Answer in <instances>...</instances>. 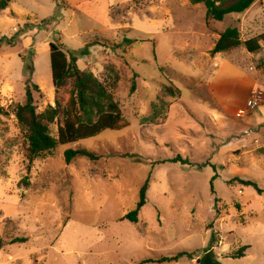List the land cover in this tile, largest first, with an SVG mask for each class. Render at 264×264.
Masks as SVG:
<instances>
[{"label":"rangeland","instance_id":"374dc122","mask_svg":"<svg viewBox=\"0 0 264 264\" xmlns=\"http://www.w3.org/2000/svg\"><path fill=\"white\" fill-rule=\"evenodd\" d=\"M229 28L241 42L260 35L264 0L221 22L191 0H11L0 13V264H159L179 253L193 260L160 264H198L207 252L220 264H264V93L242 90L264 73V47L211 56ZM50 43L108 88L129 126L29 163L15 107L26 87L38 114L63 107L69 89L52 86ZM67 149L99 159L66 164ZM177 156L189 164L171 163ZM243 246V258L228 257Z\"/></svg>","mask_w":264,"mask_h":264},{"label":"trees","instance_id":"16d2710c","mask_svg":"<svg viewBox=\"0 0 264 264\" xmlns=\"http://www.w3.org/2000/svg\"><path fill=\"white\" fill-rule=\"evenodd\" d=\"M258 0H191L192 4H203L205 7V18L207 20L221 22L228 14H242ZM11 0H0V13L7 9ZM9 43V42H8ZM243 47L249 54H255L264 47V31L251 39L241 42L239 32L236 28L226 29L219 34V38L210 51V55L225 54ZM84 52H82V55ZM49 61L51 82L55 89H69L64 92V105L55 103L44 112L36 113L34 99L29 87L25 89V104L17 105L14 115L18 125L24 131L27 140V157L29 163L41 154L50 153L59 146H67L83 140L92 139L105 131L118 132L129 126L128 121L122 115L120 107L114 101L108 88L102 84L90 72L80 71L74 56L66 57L65 53L55 44H49ZM112 72V70H110ZM136 76H134L135 78ZM116 80V78H115ZM32 89L37 90L33 85ZM135 91L134 79L131 82L130 92ZM166 93L172 95V90L165 89ZM6 112L0 106V116ZM57 123L56 136L50 133V126ZM64 161L69 164L76 158H86L89 161H98L99 157L91 151L84 149H67L64 151ZM171 163L189 164L186 159L177 156ZM245 187H251L258 195L263 193L253 181H241ZM148 179L141 186L138 201L134 210L128 212L123 220L136 223L139 211L145 205ZM25 239L16 238L11 243H24ZM213 242V238L210 243ZM3 243L0 240V250ZM247 246L240 247L237 252L228 256L231 259L244 257ZM193 254L179 253L171 258H161L156 263H177L183 257L193 260ZM143 263H153L146 260ZM155 263V262H154ZM203 264V259L197 260ZM211 264H220L211 259Z\"/></svg>","mask_w":264,"mask_h":264},{"label":"crops","instance_id":"0c3cea01","mask_svg":"<svg viewBox=\"0 0 264 264\" xmlns=\"http://www.w3.org/2000/svg\"><path fill=\"white\" fill-rule=\"evenodd\" d=\"M216 55L222 56L223 54H216ZM250 77H253V80H254L253 86L251 88L246 89V90H244V89H242V90L249 93L252 89L256 88V89L261 90L264 93V82H263L264 81V73L260 69H258L255 71L254 76H250ZM243 101H244V99H243ZM261 107L264 109V103Z\"/></svg>","mask_w":264,"mask_h":264},{"label":"built area","instance_id":"2783aa9c","mask_svg":"<svg viewBox=\"0 0 264 264\" xmlns=\"http://www.w3.org/2000/svg\"><path fill=\"white\" fill-rule=\"evenodd\" d=\"M260 95L253 96L250 100H248L245 104V109L238 111L236 114L237 117L243 118L248 112L253 111L258 105V97Z\"/></svg>","mask_w":264,"mask_h":264},{"label":"water","instance_id":"95a60500","mask_svg":"<svg viewBox=\"0 0 264 264\" xmlns=\"http://www.w3.org/2000/svg\"><path fill=\"white\" fill-rule=\"evenodd\" d=\"M211 253L212 252H207L205 254V257L203 259V264H211V258H210Z\"/></svg>","mask_w":264,"mask_h":264}]
</instances>
